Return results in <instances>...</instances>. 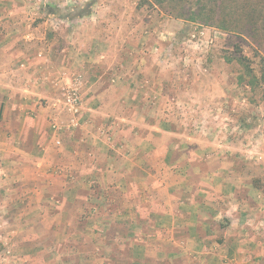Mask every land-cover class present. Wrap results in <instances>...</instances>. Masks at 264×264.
<instances>
[{"label":"crops","instance_id":"1","mask_svg":"<svg viewBox=\"0 0 264 264\" xmlns=\"http://www.w3.org/2000/svg\"><path fill=\"white\" fill-rule=\"evenodd\" d=\"M8 1L0 0V24H5L4 29L0 27V89L7 91V83L14 77H6L7 69L25 62V69H17L23 93L16 98L30 104L20 106V110L28 109L20 113L23 116L32 110L40 117L42 106L35 102V95L55 97L52 88L48 91L35 84V64L43 48L24 42L19 35L21 27L16 29L6 19ZM88 15L83 14L79 21ZM64 19L56 21L66 25ZM80 41L75 49L78 58L64 56L66 49L71 50L64 49V42L62 47L57 45L62 56L53 57L55 65L62 62L67 67L74 60L80 68L88 67L84 53L99 48H88L85 39ZM50 45L49 51H56L55 44ZM89 77L77 128L69 134L55 132L42 147L31 144L32 151L42 153V163L48 166L40 170L39 163L36 183L47 188V195L59 199L62 206L55 207L69 213L64 226L52 221L49 227L55 232L64 228L63 243L55 246L54 256L48 254L49 264H264V148L252 154L243 138V122L235 125L240 135L220 140L210 134L206 140L202 134L215 133L216 127L188 129L171 122L166 104L150 107L155 98L158 102L168 99L165 90V94L143 93L141 85L142 91H129L141 83L135 74L118 77L114 85L106 82L112 76L107 80L98 73ZM151 90L156 91L154 87ZM214 110L215 114L226 113L225 108ZM38 120L45 122L43 116ZM66 121L70 122L68 116ZM232 126L227 123L224 132L231 135ZM27 156L21 155L20 161ZM57 168L61 170L57 172ZM90 206V212L94 207L98 213L106 211L105 218H97L100 231L92 240L83 219L70 221L72 212L83 216ZM105 227L111 232L103 240Z\"/></svg>","mask_w":264,"mask_h":264},{"label":"rangeland","instance_id":"2","mask_svg":"<svg viewBox=\"0 0 264 264\" xmlns=\"http://www.w3.org/2000/svg\"><path fill=\"white\" fill-rule=\"evenodd\" d=\"M5 8V17L12 21L11 25L16 29L21 27L19 35L22 40L38 43L43 48L38 54L39 63L35 64L37 72L34 74L38 78L35 84L46 87L48 91L52 88L55 97L49 99L35 95V102L42 106L41 116L45 122L39 121L41 116L38 117L32 110L22 116L20 112H27L28 109L20 110L19 107L28 106L30 102L25 104L20 97L16 98L23 93L17 79L21 72L17 69L21 71L27 65L19 62L18 67L7 69L6 77H14H10L7 91L2 87L0 89V103H4L0 108V264H49L52 260L48 254L54 256L55 246L63 243L64 228L55 232L49 227L52 221L64 226L69 213L55 207L59 199L47 195V188L42 187L43 191L38 185L40 183H36L39 163L40 170H47L48 166L42 163V153L36 155L35 150L32 151L31 144L42 147L54 138L55 132L69 134L77 128L66 121L62 94L64 88L72 87L78 79H81L84 98L89 75L98 73L101 79L104 77L106 80L112 76L106 82L114 85L118 77L130 78L135 74L141 83L138 88L130 87L129 91L135 88L132 92H140L141 85L145 89L143 93H164L165 90L168 99L158 102L155 98L150 101V107L166 104L165 109L172 123L188 129L192 126L216 127L215 133L210 130L201 134L206 140L210 134L222 140L225 136H237L239 128L235 125L243 122V138L248 141V149L252 154L261 149L263 151L262 32L257 39V35L226 32L214 26L175 19L164 8L152 6L145 0H9ZM83 14H89L84 18L85 22L79 21ZM57 18H65L68 23L59 24ZM4 26L0 24L1 29ZM37 29L38 35L35 33ZM33 32L37 37L35 39ZM82 39H85L84 45L88 48H99L84 53L89 66L80 68L73 60L67 67L62 66V62L57 65L61 68L57 67L53 57L62 56V52L57 51V45L62 47L64 42V49L71 48L70 51L66 49L64 56L73 54L78 58L80 53L75 49L80 47L78 43ZM99 41L102 43L97 46ZM51 43L55 44L54 52L49 51ZM239 57L247 58L246 65L258 77L255 85H248L250 78L237 61ZM55 69L58 70L55 72ZM153 87L156 91L151 90ZM7 94L2 101L1 98ZM140 103L144 104V101L140 99ZM215 108H225L226 113L220 111L215 114ZM56 113H62L64 117L54 118ZM227 123L235 127L231 135L224 132ZM26 153L28 158H23L21 162L20 156H26ZM60 170L57 168L56 171ZM41 185L45 184L42 182ZM93 206L84 211L83 216L79 212L70 214L73 216L71 222L84 220L89 229V240L96 239L100 231L96 225L97 218H105L106 212L100 209L98 213L95 207L90 212ZM34 222L38 226L35 227ZM110 232V227L103 228L102 239L109 237Z\"/></svg>","mask_w":264,"mask_h":264},{"label":"trees","instance_id":"3","mask_svg":"<svg viewBox=\"0 0 264 264\" xmlns=\"http://www.w3.org/2000/svg\"><path fill=\"white\" fill-rule=\"evenodd\" d=\"M152 6L162 7L175 19H183L204 26H214L226 32L243 35H264V0H145ZM247 58L237 61L250 78L248 85L258 80L253 69L246 65ZM229 60V59H228ZM227 60V61H228ZM231 61V60H229ZM228 61V62H229ZM264 63V58H262ZM241 82L243 78H240ZM260 80H264V67Z\"/></svg>","mask_w":264,"mask_h":264},{"label":"built area","instance_id":"4","mask_svg":"<svg viewBox=\"0 0 264 264\" xmlns=\"http://www.w3.org/2000/svg\"><path fill=\"white\" fill-rule=\"evenodd\" d=\"M81 88V79H78L72 87L64 88L62 94L63 109L73 126L78 124V116L81 113L83 103Z\"/></svg>","mask_w":264,"mask_h":264}]
</instances>
